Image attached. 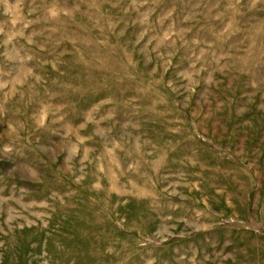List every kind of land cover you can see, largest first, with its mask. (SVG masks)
Returning a JSON list of instances; mask_svg holds the SVG:
<instances>
[{
  "label": "rangeland",
  "instance_id": "obj_1",
  "mask_svg": "<svg viewBox=\"0 0 264 264\" xmlns=\"http://www.w3.org/2000/svg\"><path fill=\"white\" fill-rule=\"evenodd\" d=\"M0 264H264V0H0Z\"/></svg>",
  "mask_w": 264,
  "mask_h": 264
}]
</instances>
